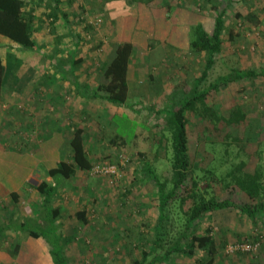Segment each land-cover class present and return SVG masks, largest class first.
Returning <instances> with one entry per match:
<instances>
[{
    "label": "rangeland",
    "instance_id": "374dc122",
    "mask_svg": "<svg viewBox=\"0 0 264 264\" xmlns=\"http://www.w3.org/2000/svg\"><path fill=\"white\" fill-rule=\"evenodd\" d=\"M109 1L72 0L79 16L83 14L82 20L88 30L70 32V37H63L59 42L62 47H51L52 32H34V39L42 49L39 52L24 51L17 45L11 50L8 44L0 42V55L9 65L1 91L0 126L3 128L0 130L6 131L4 134L10 135L12 143L15 142V148L7 139L5 143L6 148L12 146L9 150L17 157L21 152H28L29 145L41 144L39 131L24 124L26 112L34 114V107L39 103H34L36 96L50 92V85L58 89H55L57 94H62L59 87L66 86L56 80L61 75L55 76L57 68L51 61L67 63L78 41L76 59H81V64L76 72L79 78L100 83L105 80L101 69L110 60L105 44L115 49L112 38L102 32L108 23L105 19L108 18L106 4ZM156 4L163 12L162 18L174 25L178 20L182 40L179 46L167 44L159 57L154 52L155 40L148 49L136 51L131 64L128 99V105H134L135 112L111 103L90 101L91 114L82 121L78 117L72 120L71 134L79 124L85 132V145L93 169L78 171L71 179H62L54 199V206L61 208L56 223L62 224L65 235L72 239L66 247L70 264H130L131 256L141 258L144 248L150 245L157 230L158 193L154 182L143 177L142 170L146 163H152L162 181L171 179L169 142L165 140L162 145L158 142L165 116L155 114L152 109H171L190 96L194 80L201 76L205 54H195L189 49V32L197 24L211 32L216 15L222 11H226V25L239 30L242 36L234 42L224 36L222 53L216 58L208 79V83L220 80L221 85L209 96V104L226 119L231 111L240 108L246 120L238 125L224 121L216 125L186 112L192 176L199 180L201 187L210 184L213 195L220 200L229 199L239 205L254 203L239 189L220 180L242 162L249 169L256 164L264 168V79L225 80L238 70H257L264 66V0H157ZM152 5H134L135 15L153 8ZM138 8L142 9L138 11ZM144 18L141 16L140 22ZM139 33L135 30L134 35ZM141 38H144L143 33ZM10 45L14 48L12 43ZM58 72L63 73L64 69ZM51 76L55 77L53 81H50ZM123 113L134 117V121L122 116ZM68 133L63 130L59 135L66 138ZM117 133L125 136V144L114 143ZM63 155L62 161L71 162L67 151ZM48 158L45 154L41 156L45 163L40 173L33 175L25 186L21 176L8 174L4 166L0 167V182L5 192L0 196V223L11 218H34L39 213L41 198L35 187L47 182V178L50 184L55 183L45 167ZM100 166H115L117 173L95 171ZM15 167V164L9 165L12 172ZM20 169L25 172L27 166H20ZM21 170L19 175H22ZM12 192L18 195L17 201L11 198ZM258 202H264V197ZM81 210L86 211L88 224H82L75 217ZM177 212L174 209L176 218ZM208 226L217 243L214 264H264V216L253 223L235 208H227L195 224L194 232L203 234ZM16 243L20 244L17 256ZM198 257L173 255L164 264H201ZM0 264L53 263L43 240L13 232L0 240Z\"/></svg>",
    "mask_w": 264,
    "mask_h": 264
},
{
    "label": "trees",
    "instance_id": "16d2710c",
    "mask_svg": "<svg viewBox=\"0 0 264 264\" xmlns=\"http://www.w3.org/2000/svg\"><path fill=\"white\" fill-rule=\"evenodd\" d=\"M134 2H139V0L130 1L131 4ZM128 5L127 7H130ZM54 9L58 11L57 7ZM225 12H218L214 29L211 32L202 24L192 26L189 32V49L195 54H205L204 67L201 76L193 82L192 95L190 94L178 106L171 109L169 107L152 109L155 114L165 116L158 142L160 145L165 140L169 142L171 179L162 181L152 163H146L142 170L143 177L154 182L157 189L158 223L150 245L142 251V257L131 256L130 264H164L173 255H185L190 258L199 256L197 258L199 263L214 264L217 243L212 235L213 230L211 226H208L203 234H198L194 232L195 224L211 218L214 212L227 208H235L253 223H256L259 217L264 216V202H258L264 197V168L261 164H256L253 169H249L242 162L240 165L234 166L220 180L221 183H227L228 186L239 189L247 195L250 202H254L251 204L239 205L229 199L220 200L213 195L210 184L207 183L205 187H201L199 180L192 176L193 167L189 155V119L186 112L208 119L214 124L224 121L229 125H238L246 120V114L240 108L231 111L226 119L209 104V96L221 85L220 80L216 83H208V79L215 66L216 58L222 53L224 36H227L230 42H234L242 36L239 30L226 25ZM47 18L49 21L50 16ZM0 35L24 51L37 52L40 49L34 39L33 18L27 14L23 0H0ZM135 38L138 39L137 36ZM142 40L145 49L149 48L150 43L154 41L147 34ZM181 40L182 36L180 35V42ZM166 44L170 43L166 42ZM137 50L133 41L116 44L113 58L107 61L101 69L105 80L94 90L88 86L81 87L79 84H76V90L81 92L83 88L90 95L91 101L111 103L135 112L134 105L131 107L128 105L130 97L128 78ZM8 66L7 61L4 63V57L0 55V95L8 73ZM257 77L264 79V66L257 70H238L233 77L225 80L234 79L235 81ZM152 78L153 76H149V79ZM112 121L114 122L113 118ZM84 133L81 127H76L73 131L70 139L71 162L62 161L48 171V175L53 178L55 184L43 181L35 187L41 198L40 210L36 217L11 218L8 222H1L0 240L6 239L13 232L23 233L36 240L41 239L49 249L53 264H70L66 247L72 239L65 235L63 225L56 223V220L61 216V208L54 206V199L62 179H71L78 171L89 172L93 169L92 162L88 157ZM113 141L120 144L126 143L125 136L120 133L114 136ZM10 196L14 201H17L18 195L15 192H12ZM174 209L178 210L177 218L173 214ZM75 217L82 224H88L85 210L76 212ZM19 249L20 244L16 243V256Z\"/></svg>",
    "mask_w": 264,
    "mask_h": 264
},
{
    "label": "crops",
    "instance_id": "0c3cea01",
    "mask_svg": "<svg viewBox=\"0 0 264 264\" xmlns=\"http://www.w3.org/2000/svg\"><path fill=\"white\" fill-rule=\"evenodd\" d=\"M23 1L25 2V9L27 11V14H30L33 18L34 32H52L51 36H53L51 38V47L53 48L54 46L62 47L61 45H59V42L63 39V37H70V32H87L88 30L84 26L85 21L82 20L84 17L83 14L79 16L76 9L73 8L74 5L71 4L72 0ZM130 1L131 0H111L106 4V13L108 18L105 19V21H107L108 23L105 24L102 32L108 33V37L112 38V43L116 45L124 41H133L135 45L136 43H138L136 45L138 49L144 50L145 46H143L141 33H143L144 36L145 34H147L149 38H153L157 42L154 47V52L156 53L157 57H159L161 53L164 52V48L167 46L166 42H169L173 46L181 45L179 43L181 32L180 23L177 20L178 24L174 25L173 22L169 21L168 19L166 20V18H162L163 12L156 4L157 0H139V2H134L133 4L135 6L143 7L144 5L151 4H153L152 7L154 6L153 8L142 10L141 14L136 13V15L133 9L134 5L131 4ZM127 5L130 7H127ZM56 7L58 11L54 9ZM140 9L142 8H138V11ZM165 14H168V11H165ZM48 16H50L49 21L47 18ZM141 16H145V18L140 22ZM53 18L54 21H52V23L51 20ZM78 18L81 20L80 22ZM139 22L140 24L137 25ZM135 30H139L140 32V35H136L138 39L135 38ZM0 40L1 43L8 44V47L11 50L16 49V44H13L6 37L0 35ZM10 43L14 45V48L11 47ZM78 44L79 42L77 41L67 63L60 62L59 64L57 62L51 61V65H56L54 68H57V71H55V76L57 75L58 77V75H61V77L56 80L58 82H64L66 84V86L61 85V87H59L62 94H57L56 90L58 89H56L53 85H50V92L37 95L36 99H34V103L39 102L34 107V114L33 112H31L30 114L26 112L28 115L26 114V117L24 118L25 127H35V130L39 131L41 135V144H36L35 146L29 145L27 148H29L30 150L28 152H21L19 154V157H17L9 150L12 146L6 148L7 146L5 143L7 139L9 144H12L15 148V142L12 143L10 135L6 136L4 134V132L6 131L0 130V167L4 166V170L8 172V174L12 173V175L15 176L14 173H17L16 176H21V183L24 186L33 175L40 173L42 166L44 165L43 163H45L40 159L43 154L49 156L45 165L48 171L51 168L56 167L58 163L62 161L61 158H63L64 152L67 151V155L69 154L71 157L70 139L72 138L73 134H71V128L73 126L72 120L75 117H78L77 119L80 118L79 121H82L85 117H88V115L91 114L89 108L90 104H88L91 101L89 98L90 95L88 94V92L84 91L83 88L81 92L76 90V84H79L81 87L88 86L91 90H94L100 84V81H85L84 78H79V75L76 72L77 66L81 64V59H76L77 48H79ZM106 45L107 44H105L104 48L106 49V53L108 55L110 54L111 60L114 56L115 49H112L111 47ZM139 46H141L142 48H140ZM1 47L2 46H0V48ZM40 50L42 51L41 48L39 49V51ZM61 56L65 57L63 55ZM60 68L64 69L63 73L58 72ZM69 68H72V70L69 71ZM130 72L128 78L129 92H131ZM54 78V76H51L50 81H53ZM39 96H41L40 99L38 98ZM1 101L2 96L0 95V105ZM75 112L78 113L75 114ZM121 115L126 116L130 120L134 121V117L130 116L128 113H123ZM2 117L3 115L1 116V119L3 120ZM80 125L81 124H79L78 127H80ZM0 128H3L2 125L0 126ZM63 130L69 132L66 138H61V136L59 135V132ZM26 144L27 143H25L23 148H25ZM53 160H55L56 162L53 163ZM63 161L65 160L63 159ZM10 164L16 165L15 172H12V170L9 169ZM20 166H27L26 171L23 172L20 169ZM20 170L22 171V175H19ZM50 179L54 181L52 177H50ZM46 180L47 182H49L48 178ZM29 185H31L30 182ZM4 194L5 192L0 182V196ZM35 257H37L36 254ZM32 259H34V257Z\"/></svg>",
    "mask_w": 264,
    "mask_h": 264
},
{
    "label": "built area",
    "instance_id": "2783aa9c",
    "mask_svg": "<svg viewBox=\"0 0 264 264\" xmlns=\"http://www.w3.org/2000/svg\"><path fill=\"white\" fill-rule=\"evenodd\" d=\"M95 171L102 174L115 175L117 173L115 166H100L95 169Z\"/></svg>",
    "mask_w": 264,
    "mask_h": 264
}]
</instances>
